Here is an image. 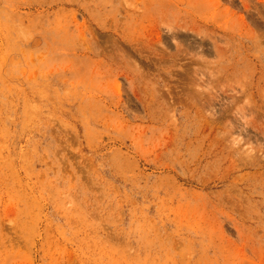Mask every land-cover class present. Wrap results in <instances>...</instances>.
Wrapping results in <instances>:
<instances>
[{"label":"rangeland","instance_id":"374dc122","mask_svg":"<svg viewBox=\"0 0 264 264\" xmlns=\"http://www.w3.org/2000/svg\"><path fill=\"white\" fill-rule=\"evenodd\" d=\"M0 264H264V0H0Z\"/></svg>","mask_w":264,"mask_h":264}]
</instances>
